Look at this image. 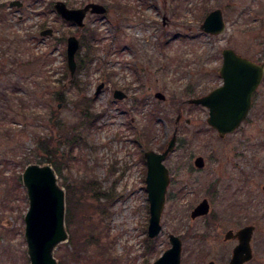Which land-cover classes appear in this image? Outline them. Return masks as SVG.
<instances>
[{
  "label": "rangeland",
  "instance_id": "rangeland-1",
  "mask_svg": "<svg viewBox=\"0 0 264 264\" xmlns=\"http://www.w3.org/2000/svg\"><path fill=\"white\" fill-rule=\"evenodd\" d=\"M12 1L0 0V264H30L22 174L27 165L41 163L40 138L52 137L51 146L69 152L55 122H79L83 97L93 98L99 117L84 132L87 143L74 147L63 175L57 174L62 187L64 176L101 183V199L88 192L82 201L100 244L86 246L84 259L65 258L64 264H148L171 247L170 234L183 240L181 264H225L237 243L225 240L226 232L248 224L256 226L252 264H264V80L245 121L225 137L208 124L207 107L188 101L223 83L225 48L264 62V0H61L71 8L98 2L108 9L87 16L86 27L97 29L96 51L78 75L80 89L72 85L67 39L76 35L84 56L83 29L57 13L60 0H19L21 7ZM216 9L226 28L213 35L201 25ZM46 29L53 34L42 35ZM117 89L124 99L114 96ZM61 91L65 101L58 99ZM176 128V148L165 160L171 182L163 229L149 238L145 152H163ZM200 156L202 168L195 165ZM204 199L210 212L192 218ZM78 225L87 232V224ZM68 233L55 250L58 264Z\"/></svg>",
  "mask_w": 264,
  "mask_h": 264
},
{
  "label": "water",
  "instance_id": "water-1",
  "mask_svg": "<svg viewBox=\"0 0 264 264\" xmlns=\"http://www.w3.org/2000/svg\"><path fill=\"white\" fill-rule=\"evenodd\" d=\"M11 6L21 7L23 3L14 0ZM61 18L73 23L77 28L86 26L88 13L104 15L108 9L103 4L91 2L84 7L71 8L64 1L54 4ZM226 28L221 9L210 12L205 18L201 29L206 33L218 35ZM52 29L42 31V35H52ZM80 39L71 35L67 39V64L73 79L77 70V53L80 50ZM223 64L220 76L223 84L214 88L208 94L189 99V103L203 105L209 109L208 124L216 129L220 137H225L236 131L248 116L253 103L254 93L264 79V62H256L232 48L223 50ZM104 83L100 84L96 93H100ZM114 96L124 99L126 94L117 89ZM162 100L165 96L157 93ZM177 128L163 152L148 150L145 152L147 163L146 190L148 192L150 221L148 226L149 238L157 237L163 229L161 220L164 210L168 186L171 182L170 170L165 164L168 155L177 144ZM195 165L204 167L205 159L200 156ZM23 184L29 198V209L25 215V236L28 243L30 264H58L55 256L56 248L67 242L69 233L66 225V190L59 183L58 174L51 163H31L22 174ZM264 188V187H263ZM210 203L207 199L200 202L192 211V218L208 214ZM256 227L248 225L240 229L235 237L239 244L234 249L230 264H244L253 257L251 245ZM228 232L226 239L231 238ZM171 247L157 260L148 264H181L182 239L170 234ZM209 264H215L211 261Z\"/></svg>",
  "mask_w": 264,
  "mask_h": 264
},
{
  "label": "trees",
  "instance_id": "trees-1",
  "mask_svg": "<svg viewBox=\"0 0 264 264\" xmlns=\"http://www.w3.org/2000/svg\"><path fill=\"white\" fill-rule=\"evenodd\" d=\"M116 9H119L121 3L115 2ZM114 4V5H115ZM85 32L82 39L83 48H85V55H81V51L77 53V61H78V69L75 78L72 80V85L78 89H80L81 83L79 82V73L81 69L85 67V61H88L89 67L92 59H94L95 51H96V43L95 37L97 35V29L91 28L90 26L85 27L83 29ZM60 40V39H58ZM90 62V63H89ZM58 99L61 101H65L67 99L65 91H61L58 94ZM78 106L81 109V114L83 118L79 122H75V124H65L61 121H56L55 123L61 128L60 138L64 145L69 148V152L61 153L57 148L51 146V139L49 137L47 139L40 138L38 145H40L41 150H44L45 155H41L40 162H50L59 175L62 174V169L69 164L71 159L70 152L74 149V147L78 144L83 145L87 143L86 137L84 136V132L91 125L95 124L97 118L99 117V113H96L94 109V100L92 97H83L79 98ZM66 127V128H65ZM67 129V130H66ZM63 186L66 188V199H67V211H66V224L67 229L70 230V239L67 244V251L63 257L60 259V264H64L65 258L66 263L70 262V260L80 261V259H84L86 256L82 253V250L87 246H91L92 243L100 244V236L95 233V228L97 227L92 221L90 215L87 213L88 209L82 205V201L87 200V193L93 192L96 199H101L103 197V192L101 189V183L96 179L92 178L90 180L81 179V180H71L64 176ZM107 195V203L112 202L114 199L113 196ZM86 203V202H85ZM87 204V203H86ZM88 208L91 207V204H87ZM83 207V208H82ZM91 209V208H90ZM101 213L105 215L108 210L106 206L101 207ZM89 219V220H88ZM88 220V221H87ZM79 222L82 225H88L87 234L84 232L85 228L78 225ZM91 223V224H89ZM97 229V228H96ZM82 230H84L82 232ZM205 236V235H204ZM87 259V258H86Z\"/></svg>",
  "mask_w": 264,
  "mask_h": 264
},
{
  "label": "flooded vegetation",
  "instance_id": "flooded-vegetation-1",
  "mask_svg": "<svg viewBox=\"0 0 264 264\" xmlns=\"http://www.w3.org/2000/svg\"><path fill=\"white\" fill-rule=\"evenodd\" d=\"M84 7V6H83ZM89 14H91V13H88L87 14V16L89 15ZM91 15H98V14H91ZM86 19H87V17H86ZM86 19H85V21H86ZM73 24V23H72ZM87 25V24H86ZM85 28V27H84ZM84 28H82V29H84ZM253 60V59H252ZM240 229V228H239ZM238 229V230H239ZM238 230H233V229H230V230H228L229 232H232V235H231V240H235L237 243H236V245L238 244V239L235 237L236 236V233H237V231ZM227 233V232H226ZM225 236H226V234H225ZM226 238V237H225ZM226 240V239H225ZM235 245V246H236ZM232 255H233V250H232V252L230 253V257L228 258V260L225 262V264H228L229 262H230V259H231V257H232ZM255 261V252H254V255H253V258L250 260V261H248V262H246L245 264H252L253 262Z\"/></svg>",
  "mask_w": 264,
  "mask_h": 264
}]
</instances>
